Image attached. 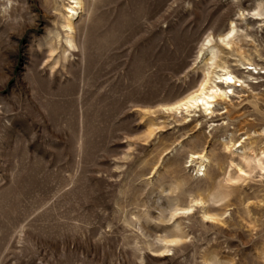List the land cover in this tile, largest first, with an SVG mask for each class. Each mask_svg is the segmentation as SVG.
Here are the masks:
<instances>
[{"label":"rangeland","instance_id":"obj_1","mask_svg":"<svg viewBox=\"0 0 264 264\" xmlns=\"http://www.w3.org/2000/svg\"><path fill=\"white\" fill-rule=\"evenodd\" d=\"M71 2L0 0V264H264V0Z\"/></svg>","mask_w":264,"mask_h":264},{"label":"bare ground","instance_id":"obj_2","mask_svg":"<svg viewBox=\"0 0 264 264\" xmlns=\"http://www.w3.org/2000/svg\"><path fill=\"white\" fill-rule=\"evenodd\" d=\"M70 4H74V5H71L72 7H69V10H70L71 14H75V12H76L75 8L76 7L78 9L81 8V6L83 4V0H73V3L71 2V3H69V5ZM256 15L259 16V14H256ZM255 19H259V17H256ZM70 22H68V24H66L65 26L67 27L68 30L72 31L73 28L71 27L72 24ZM232 34H233V29L227 30L225 35H223V37L220 38L221 42H225V40L228 39L230 41L225 43V44L230 45L233 41V39L231 40V38L233 37ZM206 42L211 43L210 40H208ZM67 43L69 44V43H71V41H68ZM236 49H239V48L237 47ZM239 50H240L238 52L239 57L243 61L246 62L245 64H242V65L253 66V69H257V67L259 65L252 62L251 60L245 59V56H244L243 52H241V49H239ZM210 60H212V59H210ZM215 61L213 63L211 62L212 64L210 66L211 67L210 74L213 75V80H211L212 76H209V74L202 75L200 80H199L197 87L194 90H191L189 93H187L186 96L181 98L179 101L172 104V106H170L171 110H173V111L184 110L185 112H189L188 110H190V109H197L198 108L199 111L203 112V117H208L209 119H212L216 116L223 115L227 112V111H224L223 113L215 114L216 112H215V110H213V105L218 104V101H220V102H224V101L231 102L232 99L229 98V95H236L234 97H240V96H238V95H240V92L234 91L232 89V86L228 85V84H230V83L232 84V82H234V84L236 82H240L241 78L237 74H234V72L229 70L228 66L226 65V62H222V64H217ZM213 65H214V67H213ZM215 69H219V71L223 72V73L222 74H216V71H214ZM248 76H252V75L249 74ZM256 79H261L262 81H264V76L259 75L258 77H256ZM234 87H237V86H234ZM251 88L252 87H250L249 89H251ZM189 115L190 114H188V116ZM233 145L234 144H232L231 146H233ZM204 156L205 155L202 152L201 153H193L190 155V159H191L190 162H192L194 160H198V159L201 161L204 159ZM199 163L202 164V162H199ZM262 169L264 170V168H262ZM185 210L188 211L189 209H185ZM178 214H180V213H178ZM182 214H185V213L182 212ZM187 214H189V213H187ZM173 215H174V213H173Z\"/></svg>","mask_w":264,"mask_h":264}]
</instances>
